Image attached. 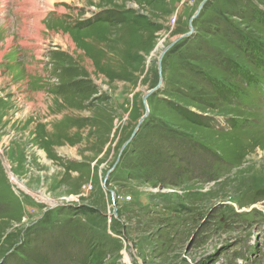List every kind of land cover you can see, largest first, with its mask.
I'll return each mask as SVG.
<instances>
[{
  "label": "rangeland",
  "instance_id": "374dc122",
  "mask_svg": "<svg viewBox=\"0 0 264 264\" xmlns=\"http://www.w3.org/2000/svg\"><path fill=\"white\" fill-rule=\"evenodd\" d=\"M0 51V264H264V0H0Z\"/></svg>",
  "mask_w": 264,
  "mask_h": 264
},
{
  "label": "trees",
  "instance_id": "16d2710c",
  "mask_svg": "<svg viewBox=\"0 0 264 264\" xmlns=\"http://www.w3.org/2000/svg\"><path fill=\"white\" fill-rule=\"evenodd\" d=\"M211 2L212 1H210V3ZM255 6H256V4L251 2V3L248 4L247 8L248 9H252ZM115 13H117V12H115ZM123 16L124 15H121L119 18H115L114 16H106L105 18H103L101 20H104V21H107V22L109 20H111V21H114L115 23H117L119 25L120 23L124 22ZM97 21H98V19L90 18V19H88L86 21L79 22L75 26H73L74 31H72V33L74 35L81 34V31L84 28H86L88 26H91V25H94L95 23H97ZM78 36H80V35H78ZM249 36H250L251 40H255L254 36H252L251 34ZM86 42L89 43L88 40ZM93 45L97 48V46L95 44H93ZM52 54L54 56L57 69L60 70L63 73L64 72L63 69L65 70V66L62 65V63H61L63 61H62V59H60L61 60L60 63L57 61L58 60L57 57H59V55L61 53L59 52V50H56V51H53ZM70 63H72V60H70ZM239 75H240V77L244 76L243 73H241V71H239ZM65 76H66V74H64L63 77L60 79L58 85H53L52 87H49V89H51L54 94H63V95L70 96V97H76V96H79L80 94H83V90H80L78 87L76 88L77 79L79 80L78 81L79 83H82L81 81H89L88 78L86 76H81V77H79L77 79H73L72 80V79L66 78ZM209 84H210V82H209ZM40 87L42 88V86H40ZM170 107L174 111H176L179 115L183 116L184 119H186V120H188V121H190L192 123L199 124L200 126H208L206 124V121L204 120V118L200 121V115L199 114H196L195 112L190 111L188 109L185 111L184 107H182L181 105L176 104V103H170ZM62 122H64V121L60 120L59 124L61 125ZM41 135H43V134H41ZM135 144H137V142H135L134 145ZM167 149H169V147ZM146 154H148V157L151 159L150 161H151V163L153 165H156V166L161 165V159H160L161 152H157L156 149H153L151 152L146 151L145 155ZM164 157H165L164 158V162H166V156L164 155ZM203 169H204V166H203ZM41 255H42V257L46 256L45 251L42 252ZM28 258H29V260H31V259L35 260V256L28 257ZM38 259H40V258H38Z\"/></svg>",
  "mask_w": 264,
  "mask_h": 264
},
{
  "label": "crops",
  "instance_id": "0c3cea01",
  "mask_svg": "<svg viewBox=\"0 0 264 264\" xmlns=\"http://www.w3.org/2000/svg\"><path fill=\"white\" fill-rule=\"evenodd\" d=\"M79 5V4H78ZM44 24L47 26V27H50V28H54V27H59L61 30H63V31H66L65 29H64V27H62L61 25H60V23L59 22H56V21H51V20H45L44 21ZM65 24V23H64ZM66 32H69V31H66ZM55 51V50H54ZM53 52V51H52ZM52 52H51V54H47L46 55V57H44V60H46L47 61V65H46V67H47V69L49 70V69H55L56 70V75H54V76H52V78L50 79L52 82H55L54 81V78H57L58 76H57V74H58V72L60 71V70H58L57 69V67H56V62H55V59H54V56H53V54H52ZM10 59V61H12V63H13V61L15 60V57H12V58H9ZM15 67L16 66H18V67H23V73L25 74V78H26V80L28 81V83H29V85H31V84H33L34 83V79L33 78H31V76L30 75H28V73H26L25 72V70H24V66L20 63V61H15ZM22 65V66H21ZM44 82H46V80H41V83H44ZM56 83V82H55ZM58 83H59V81H58Z\"/></svg>",
  "mask_w": 264,
  "mask_h": 264
},
{
  "label": "bare ground",
  "instance_id": "6f19581e",
  "mask_svg": "<svg viewBox=\"0 0 264 264\" xmlns=\"http://www.w3.org/2000/svg\"><path fill=\"white\" fill-rule=\"evenodd\" d=\"M32 1V0H31ZM67 1H73V0H67ZM51 3V2H50ZM39 28H42V27H39ZM45 28V26H43V29ZM38 31V30H37ZM39 32V31H38ZM37 32V33H38ZM69 35H71V33H69V32H63V31H60L59 33H57V34H55V33H53V37L56 39V41L57 42H59V43H61V44H63V45H65V47H70L72 50H74L76 47H75V45H76V43L75 44H73L70 40H69ZM67 47V48H68ZM1 56H2V52L0 51V58H1ZM37 97L38 98H42L43 97V95H41V94H37ZM40 154H41V157H43V162L44 163H47V162H49V160L46 158V153L45 152H43V153H41L40 152ZM13 181L14 182H17V180L13 177ZM18 183V182H17ZM44 191V193H45V190H43ZM43 200V199H42Z\"/></svg>",
  "mask_w": 264,
  "mask_h": 264
},
{
  "label": "water",
  "instance_id": "95a60500",
  "mask_svg": "<svg viewBox=\"0 0 264 264\" xmlns=\"http://www.w3.org/2000/svg\"><path fill=\"white\" fill-rule=\"evenodd\" d=\"M204 4V3H203ZM203 4H201V7L203 6ZM201 7L198 9V11L195 13V15L193 16V18L194 17H196L197 15H198V13L200 12V10H201ZM192 30H193V27H192ZM192 30L190 31V32H192ZM171 45H169L168 46V48L170 47ZM164 53V52H163ZM163 53L161 54V57H160V59H159V67L161 68V59H162V57H163ZM162 81H163V78H162V76L160 77V81H159V83L157 84V86H160L161 84H162ZM154 89H152V90H150V91H148V93L145 95V97L143 98L144 99V103H145V107H146V109H147V111H146V114L143 116V118L141 119V121H140V123L143 121V119L145 118V116L148 114V105H147V102H146V98H147V95L151 92V91H153ZM139 123V124H140ZM138 128L139 127H137L136 129H135V131H134V133H133V136H135L136 135V132H137V130H138ZM128 143V142H127ZM127 143L123 146V149L125 148V146L127 145ZM122 149V150H123ZM107 177H108V174H107ZM112 192V196H114V192L113 191H111ZM114 198V197H113ZM115 212H116V210H115Z\"/></svg>",
  "mask_w": 264,
  "mask_h": 264
},
{
  "label": "built area",
  "instance_id": "2783aa9c",
  "mask_svg": "<svg viewBox=\"0 0 264 264\" xmlns=\"http://www.w3.org/2000/svg\"><path fill=\"white\" fill-rule=\"evenodd\" d=\"M185 1H181V4H183Z\"/></svg>",
  "mask_w": 264,
  "mask_h": 264
}]
</instances>
